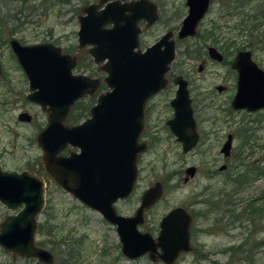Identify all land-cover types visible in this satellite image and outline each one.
I'll use <instances>...</instances> for the list:
<instances>
[{
    "label": "rangeland",
    "instance_id": "374dc122",
    "mask_svg": "<svg viewBox=\"0 0 264 264\" xmlns=\"http://www.w3.org/2000/svg\"><path fill=\"white\" fill-rule=\"evenodd\" d=\"M45 1L35 0L33 17L27 16V22L11 35L6 32L10 36L0 40V153L7 170L38 169L42 150L35 136L45 124L41 107L26 98L28 81L12 57L11 38L26 45L47 42L59 46L63 53L77 57L76 73L100 79L106 74L92 61L87 47L80 48L77 41L81 8L98 0H72L65 5L50 0L46 2L48 10H44ZM152 1L158 6L160 18L152 26L143 27L141 48L153 44L167 30L176 32L187 11L185 0ZM210 3L195 37L176 39L175 57L167 73L169 83L153 101V116L161 124L173 114L167 102L175 92L171 78L177 73L188 80L201 133L199 144L183 153L174 135L160 132L157 147L138 156L133 193L119 199L114 207L123 216L133 215L142 192L160 181L163 193L145 211L138 230L155 237L164 214L176 206L186 208L192 217L190 250L181 252L173 264H264V108L248 112L230 106L236 77L229 66L239 50H248L257 66L264 69V0ZM208 46L218 49L224 60L208 57ZM219 84L229 89L218 92L215 87ZM105 87L96 91L92 104L107 90ZM86 105L90 103L84 100L75 108L82 110L76 122L85 118ZM23 110L33 115V122L17 120ZM229 134L233 136L232 147L230 155L225 156L220 149ZM222 164L227 167L221 170ZM190 166L195 167L192 176L186 174ZM40 175L46 183L45 206L37 215L34 240L53 254L52 264H62L71 247L73 264H165L150 261L147 255L125 258L114 225L63 191L48 174ZM20 209L10 210L0 203V223ZM30 260L13 257L0 247V264H42Z\"/></svg>",
    "mask_w": 264,
    "mask_h": 264
},
{
    "label": "water",
    "instance_id": "95a60500",
    "mask_svg": "<svg viewBox=\"0 0 264 264\" xmlns=\"http://www.w3.org/2000/svg\"><path fill=\"white\" fill-rule=\"evenodd\" d=\"M208 3L209 0L185 1L188 11L177 31L179 39L195 35ZM156 10L149 0H98L81 8L82 13L77 16L78 46L89 48L93 62L106 73L103 82L108 90L97 96L90 116L78 124L65 123L68 112L76 100L96 93L100 79L73 74L75 56L63 53L51 43L26 45L11 38L9 46L28 80L27 100L47 111L46 126L36 137L43 152L40 162L45 172L62 190L116 227L125 258L134 260L147 255L150 261L173 264L181 252L190 250L192 217L186 208L176 206L164 214L155 237L138 230L145 211L163 193L160 181L142 192L133 215L123 216L114 207L119 199L134 191L138 156L148 147L147 143L139 142L145 128L146 101L165 87L164 76L175 57L171 31L163 33L144 50L139 48L141 28L137 23L145 20L147 26L152 25L158 19ZM250 53L239 50L230 63L238 77L230 105L235 110L252 112L264 108V69L257 66ZM207 55L217 62L224 59L214 46L208 47ZM174 84L176 94L170 100L174 113L166 123L186 153L197 144L198 133L187 80L176 76ZM19 120L28 121L30 115L22 112ZM231 141L229 134L221 146L225 156L230 155ZM66 145L79 150L66 156L59 154ZM194 173V166L186 169L187 175ZM44 197L42 176L26 170L6 171L0 165V202L10 210L21 207L0 223V246L13 257L53 263V254L37 246L34 240L37 215L45 206Z\"/></svg>",
    "mask_w": 264,
    "mask_h": 264
},
{
    "label": "flooded vegetation",
    "instance_id": "af4514ba",
    "mask_svg": "<svg viewBox=\"0 0 264 264\" xmlns=\"http://www.w3.org/2000/svg\"><path fill=\"white\" fill-rule=\"evenodd\" d=\"M122 1H124V0H122ZM150 1V0H149ZM152 1V0H151ZM150 1V2H151ZM186 1V0H185ZM126 2H129V0H126ZM153 2V1H152ZM211 2V0H209V6H208V9H209V7H210V3ZM154 4H155V6H156V3L155 2H153ZM184 4H185V2H184ZM186 5V4H185ZM187 6V5H186ZM156 8H157V10H156V12H157V16H158V6H156ZM208 9L206 10V12L208 11ZM187 11H188V6H187ZM187 11H186V14H187ZM205 12V13H206ZM186 14L184 15V17L186 16ZM206 15V14H205ZM205 17V16H204ZM203 17V18H204ZM159 18H160V16H158V19L155 21V22H157L158 20H159ZM202 18V19H203ZM184 19V18H183ZM182 19V20H183ZM201 19V20H202ZM200 20V21H201ZM199 21V22H200ZM154 22V23H155ZM182 22V21H181ZM199 22H198V24H199ZM154 23H152V24H154ZM181 24V23H180ZM197 24V25H198ZM137 26L139 27V28H141V31H142V29H143V27H149V26H147L146 25V21L145 20H141V21H139L138 23H137ZM150 26H152V25H150ZM180 26V25H179ZM180 28V27H179ZM197 28H198V26H197ZM179 30V29H178ZM177 30V31H178ZM141 31H140V33H139V35H138V39H139V36H140V34H141ZM167 31H171V30H167ZM177 31L176 32H173V31H171L172 33H173V38L175 39V42H176V39L178 38L177 37ZM196 32H197V30H196ZM165 33V32H164ZM196 34V33H195ZM163 35V34H162ZM188 37H195V35L194 36H187V37H185V38H188ZM179 39V38H178ZM180 40H182V39H180ZM157 41V40H156ZM156 41H154V42H156ZM153 42V43H154ZM151 45H153V44H151ZM148 46H150V45H148ZM84 47H87V46H84ZM147 47V46H146ZM146 47H144V48H141L140 47V39H139V48L140 49H142V50H144ZM209 47V46H208ZM208 47H207V49H206V54H207V50H208ZM80 48H82V47H80ZM10 51H11V54H12V57L14 58V60H15V64H16V66L19 68V69H21V66H20V64L18 63V61H17V59H16V57H15V55H14V53L12 52V50L10 49ZM87 52H88V47H87ZM89 53V52H88ZM176 53V52H175ZM68 54V53H67ZM69 55H71V54H69ZM72 56H75V55H72ZM208 56V55H207ZM75 58H76V65H75V67L72 69V73L73 74H82V73H76V71H75V69H76V66H79V62H78V60H77V57L75 56ZM224 60V59H223ZM230 63H231V61L229 62V65H230ZM199 67H201V66H199ZM170 69V68H169ZM169 69H168V71H169ZM22 70V69H21ZM233 70V69H232ZM168 71L165 73V76H164V78H165V80H167V82H166V85H165V87L163 88V89H161V90H159V92H157V93H155V95H153V96H151V97H149L148 98V100L146 101V110H145V119H144V124H145V128H144V130L141 132V136H140V138H139V142H145V143H147V150L145 151V152H142V153H140L139 154V156L141 155V154H145V153H147V151H149V150H151V149H153V148H156L157 147V145H158V143H159V140L161 139V137H160V135H159V133L160 132H169V134H171V135H174V134H172V132H171V130H170V128H169V125L166 123L167 122V120L169 119V118H171L172 116H173V114L169 117V118H167L164 122H161V124L157 121V119H155L154 118V111H153V101H154V99H155V97H157L159 94H162V93H164L165 91V88H166V86L168 85V83H169V78H168V75H167V73H168ZM234 72H235V77H236V83H237V72L235 71V70H233ZM2 73H3V71H2V64H1V61H0V76H2ZM24 73V72H23ZM25 75V74H24ZM88 75V74H87ZM89 77H90V75H88ZM176 76H180L179 74H177V73H175V76H173L172 78H171V80H172V83H173V85H174V87H175V89H174V91L176 90V87H177V85H175L174 84V78H176ZM26 78V77H25ZM94 78H98V77H94ZM183 78V77H182ZM98 79H100V78H98ZM26 80H27V78H26ZM101 80V79H100ZM185 80V79H184ZM28 81V80H27ZM105 87V84L101 81V84H100V87H99V89L100 88H104ZM219 87H221V89L222 90H225V91H227L229 88L227 87V86H225V85H223V84H219V86H216L215 87V89L219 92L220 90H218V88ZM106 88V87H105ZM235 88H236V85H235ZM98 89V90H99ZM97 90V91H98ZM187 90H189L188 89V80H187ZM236 91V90H235ZM28 94V93H27ZM100 94V93H99ZM175 94H176V91L174 92V96H175ZM235 94V93H234ZM233 94V95H234ZM93 95H95V94H85L83 97H81V98H79L78 100H76L75 102H74V104L71 106V108H70V110H69V112H68V115H67V117H66V119H65V123H67V124H78V123H81V122H83L85 119H87L89 116H90V108L92 107V105L94 104H92V97H93ZM173 96V97H174ZM189 96H190V101H191V105H192V111H193V117H194V121L196 122V131H197V133H198V141H197V144L192 148V149H194L198 144H199V141H200V138H201V133L199 132V126H198V122L196 121V111H195V109H194V106H195V103H193L194 101L192 100L193 98H192V96H191V93H190V90H189ZM172 97V98H173ZM233 97V96H232ZM97 98V97H96ZM171 98V99H172ZM171 99H169L167 102H168V106H170L171 107V109H172V112H173V108H172V106H171V104H170V100ZM84 100H86L87 102L89 101V103H91L89 106H88V108L87 109H85V113H86V116H85V118L84 119H82V120H80V121H78V122H69L68 121V117H69V114L71 113V111H72V109L74 108V107H76V106H78L79 104H80V102L81 101H84ZM95 102H96V99H95ZM34 103V102H33ZM36 104V103H35ZM38 106H40V105H38ZM41 107V106H40ZM41 109H42V111H43V113L45 114V124L44 125H42V126H40V129H39V132L46 126V123H47V111L45 110V109H43L42 107H41ZM241 110H246V111H248L247 109H241ZM240 110V111H241ZM257 111V110H256ZM22 112H26L27 114H29L30 115V120H28V121H21V120H19V114L20 113H22ZM81 112H82V110L80 109L79 111H77V114L79 115V117H81L82 115H81ZM20 113H18L17 114V120L18 121H21V122H24V123H31V122H33L34 121V118H33V115H31L27 110H23V111H21ZM174 113V112H173ZM38 132V133H39ZM37 133V134H38ZM37 134H36V136H35V142H36V137H37ZM175 136V135H174ZM228 136V135H227ZM233 137V136H232ZM227 138V137H226ZM175 142H177L178 144H180L181 145V151H182V144H181V142L180 141H176V136H175ZM36 144H37V142H36ZM38 146V145H37ZM39 147V146H38ZM41 149V148H40ZM192 149H190V150H192ZM42 150V149H41ZM79 149L78 148H75V147H72V146H70V145H66L64 148H63V150H61L60 151V153L59 154H61V155H63V156H66V155H68L71 151H78ZM189 150V151H190ZM43 153V152H42ZM1 153H0V165H1V168L3 169V170H6V171H18V170H7V169H5L4 168V166H3V162H2V159H1ZM41 157V156H40ZM37 165H38V169H36V170H33V169H24V170H26V171H32V172H36L38 175H40V172L41 173H46L45 172V170H44V168H43V165H42V163L40 162V158H39V160H38V163H37ZM222 165H225V167L224 168H222V169H225L226 167H227V165L226 164H222ZM24 170H22V171H24ZM18 172H21V171H18ZM47 174V173H46ZM41 176V175H40ZM43 177V176H42ZM43 179H44V177H43ZM44 181H45V179H44ZM45 187H46V183H45ZM61 188V187H60ZM45 192H46V189H45ZM2 204V203H1Z\"/></svg>",
    "mask_w": 264,
    "mask_h": 264
},
{
    "label": "trees",
    "instance_id": "16d2710c",
    "mask_svg": "<svg viewBox=\"0 0 264 264\" xmlns=\"http://www.w3.org/2000/svg\"><path fill=\"white\" fill-rule=\"evenodd\" d=\"M49 1L50 0L48 1L46 0L43 3V5L45 4L44 10H48L47 8H49V6L47 7L46 2H49ZM71 1L72 0H55V3L59 2L60 5H65V4H70ZM34 2L35 0H0V40H4L5 39L4 37H8L11 34H13L16 29L22 26L23 23L27 22L26 21L27 16L30 17L32 13H35L37 11V7L35 8ZM21 18H24L22 22H21ZM6 32H9L10 35H7ZM88 106L89 105H86L84 109H87ZM76 107H74L71 113L69 114V117H68L69 122H75L76 116L79 117V115L77 114V111H75ZM71 248L72 249L70 248L68 249V252L66 253V260H64L62 264H73V259H74L72 258L73 247ZM26 261L31 262L30 259H26Z\"/></svg>",
    "mask_w": 264,
    "mask_h": 264
}]
</instances>
